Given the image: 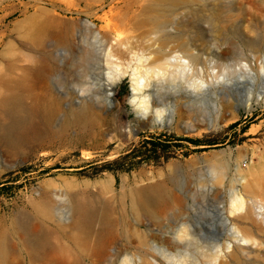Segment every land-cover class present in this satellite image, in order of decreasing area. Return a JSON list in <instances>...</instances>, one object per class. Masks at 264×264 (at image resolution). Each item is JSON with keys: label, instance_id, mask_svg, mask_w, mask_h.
Wrapping results in <instances>:
<instances>
[{"label": "rangeland", "instance_id": "1", "mask_svg": "<svg viewBox=\"0 0 264 264\" xmlns=\"http://www.w3.org/2000/svg\"><path fill=\"white\" fill-rule=\"evenodd\" d=\"M150 2L0 0V122L10 121L13 102L35 111L31 131L16 144L0 132V187L8 186L0 192V234L10 242L7 264H117L124 255L136 261L143 254L161 264L184 255L186 264H212L217 245L234 240L224 215L230 189L239 187L236 165L256 163L264 153V0L232 2L237 34L228 46L216 42L206 23L195 27V16L206 9L179 5L169 14L182 21L186 36L202 34L196 42L204 47L207 68L185 71L183 82L155 84L150 119L138 121L128 74L133 61L124 43L138 49L145 37L129 31L118 36L101 26L108 18L142 20ZM93 29L107 44L116 37L123 42L112 59L127 72L113 86ZM256 39L262 48L242 46ZM213 73L232 79L217 83ZM200 80L208 85L196 95L193 84ZM248 93L250 108L243 106ZM81 107L87 115L78 121L73 112ZM112 132L122 133L105 142ZM159 134L203 142L157 154L138 149L140 141ZM138 188L160 190L164 202L133 209L130 193ZM76 203L86 205L84 213L75 211ZM262 217L256 209L264 227ZM22 220L27 227L19 231ZM181 228L188 234L179 240ZM245 246L244 258L264 264V241Z\"/></svg>", "mask_w": 264, "mask_h": 264}, {"label": "bare ground", "instance_id": "2", "mask_svg": "<svg viewBox=\"0 0 264 264\" xmlns=\"http://www.w3.org/2000/svg\"><path fill=\"white\" fill-rule=\"evenodd\" d=\"M166 2L168 5L164 8L163 4ZM232 2L234 0H151L149 13L142 20L124 22L110 18L105 19L101 28L106 31L112 29L118 36L125 34L127 31L138 32V34L145 37L144 44L138 49H133L135 45L131 44L132 41L124 43L131 56L130 62L133 61L132 63L129 62L131 65H129L128 74L133 90L131 103L138 116V121L150 119L148 114L152 112L150 106L151 88L155 84L165 80H169L171 84L176 80L183 82L185 71L198 70L203 66L207 68L206 59L202 57L204 47L196 42L202 37V34L200 33L201 36H186L182 30V21L176 17H171L169 14L176 13L179 5L206 9L207 13L204 12L200 16L198 14L195 16V27L199 23H206L205 25L212 32L216 42L221 41L223 45L228 46L233 44L237 34L230 14L233 8ZM164 11H167V14H164ZM87 21L86 23L94 27V24ZM100 32L93 29L92 37L106 57V64L111 69L108 72V86H113L127 72L126 69H123V66L121 67L119 63L112 59L114 51L123 42L120 37H116L112 43L107 44ZM197 32L199 33L198 29ZM242 46L246 48L263 47L257 39L244 40ZM208 63L210 64V62ZM259 65L260 73L264 74V61L261 60ZM245 67L248 70L250 69L248 64ZM212 78H215L214 81L217 83L232 79L225 73H213ZM203 83L208 85L203 80L196 81V84H193L192 92L197 95ZM251 101V94L248 93L243 106L250 108ZM19 103L13 102L12 106L8 108L10 121L7 124L0 122V132H4V139L11 144H16L18 137H24L34 125L32 119L35 113L34 109ZM86 115V109L83 107L73 112L74 119L78 121L83 120ZM129 132H132V130H129ZM256 156L258 159L256 163L246 162L244 165L241 163L236 165V180L239 182V187L233 186L230 189L227 210L224 215V220L230 230V236L234 240L226 239L217 245L218 255L213 259L212 264H257L243 257V252L246 250L245 245L260 247L264 241L260 236V234H264V227L260 225L261 221L258 224L255 219L256 209L263 215L262 218L264 219V153H258ZM130 194L132 207L135 210L141 207L153 209V207H157L164 202L162 193L157 189L143 191L138 188L132 190ZM173 197L175 199V196ZM85 208L86 205L75 204V211L79 214L84 213ZM17 227L19 231L25 230L27 227L26 220L18 221ZM187 234L185 228H181L175 232V237L180 240L186 237ZM31 240L40 243L42 238L40 235L33 234ZM9 244V240L0 234V264H7L8 262ZM185 259L186 255H184L183 260L178 259L171 264H186ZM133 261V259L124 255L117 264H161L156 258L144 254L143 256L139 255L137 260Z\"/></svg>", "mask_w": 264, "mask_h": 264}, {"label": "trees", "instance_id": "3", "mask_svg": "<svg viewBox=\"0 0 264 264\" xmlns=\"http://www.w3.org/2000/svg\"><path fill=\"white\" fill-rule=\"evenodd\" d=\"M238 125V121L231 123L228 128L233 129ZM248 128V125L244 126L242 131H245ZM183 142H187L193 145H198L203 142V139L201 137H189V136H175L171 134H159V135H153L149 138L143 139L139 142L138 149L140 148H147L148 150H151L153 153L157 154L159 152L165 153L170 151L172 147L180 146ZM214 143L211 142L208 144V147H213ZM135 148V147H134ZM206 148H203L202 150H205ZM27 167H21L20 170L25 171ZM8 186L2 185L0 187V192L5 190Z\"/></svg>", "mask_w": 264, "mask_h": 264}, {"label": "water", "instance_id": "4", "mask_svg": "<svg viewBox=\"0 0 264 264\" xmlns=\"http://www.w3.org/2000/svg\"><path fill=\"white\" fill-rule=\"evenodd\" d=\"M84 20L87 21L86 19H84ZM133 112H134V110H133ZM137 118H138V116H137L136 112H134L133 119L137 120ZM121 133L122 132H112V133L105 134V142L109 141L110 139L115 138L116 136H119ZM135 133H137V132H135ZM105 142L101 143L97 148L103 147Z\"/></svg>", "mask_w": 264, "mask_h": 264}]
</instances>
